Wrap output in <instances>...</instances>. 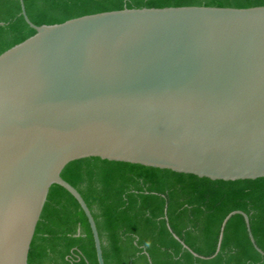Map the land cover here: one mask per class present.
I'll use <instances>...</instances> for the list:
<instances>
[{
	"label": "water",
	"instance_id": "95a60500",
	"mask_svg": "<svg viewBox=\"0 0 264 264\" xmlns=\"http://www.w3.org/2000/svg\"><path fill=\"white\" fill-rule=\"evenodd\" d=\"M20 6L36 33L0 54V264H27L54 184L80 205L104 264L93 216L61 177L75 160L264 177V6L124 8L41 26ZM235 214L264 256L233 211L209 259Z\"/></svg>",
	"mask_w": 264,
	"mask_h": 264
},
{
	"label": "trees",
	"instance_id": "16d2710c",
	"mask_svg": "<svg viewBox=\"0 0 264 264\" xmlns=\"http://www.w3.org/2000/svg\"><path fill=\"white\" fill-rule=\"evenodd\" d=\"M23 3L36 26L124 8L264 6V0ZM35 33L21 14L20 0H0V54ZM61 177L79 192L93 216L104 264H264L240 214L228 220L220 251L208 258L216 251L222 221L233 211L248 216L255 243L264 252V177L212 180L94 157L68 163ZM27 264H98L88 220L75 198L59 185L49 189Z\"/></svg>",
	"mask_w": 264,
	"mask_h": 264
}]
</instances>
